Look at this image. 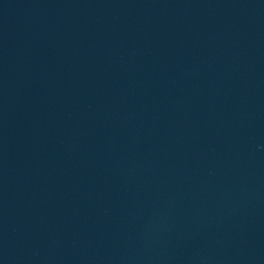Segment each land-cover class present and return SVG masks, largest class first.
<instances>
[{
  "label": "water",
  "instance_id": "1",
  "mask_svg": "<svg viewBox=\"0 0 264 264\" xmlns=\"http://www.w3.org/2000/svg\"><path fill=\"white\" fill-rule=\"evenodd\" d=\"M0 264H264V0H0Z\"/></svg>",
  "mask_w": 264,
  "mask_h": 264
}]
</instances>
